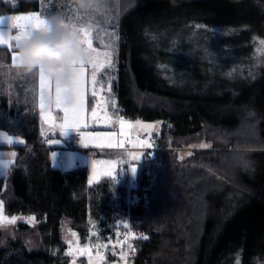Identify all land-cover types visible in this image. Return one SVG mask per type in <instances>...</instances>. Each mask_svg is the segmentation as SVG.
Instances as JSON below:
<instances>
[{"label":"trees","instance_id":"trees-1","mask_svg":"<svg viewBox=\"0 0 264 264\" xmlns=\"http://www.w3.org/2000/svg\"><path fill=\"white\" fill-rule=\"evenodd\" d=\"M31 11L94 22L99 46L102 26L115 27L104 36L117 38L113 67L100 72L110 109L161 125L134 179L124 163L116 174L129 177L90 184L87 167L54 164L35 78L11 69L12 50L0 45V129L24 139L0 176V198L7 214L37 218L15 225L14 237L0 227V264H69L63 219L82 240L92 229L115 239L127 209L147 236L132 264H264V0H103L100 11L0 0V15ZM199 143L210 147L179 156L178 147ZM22 231L38 233L37 244Z\"/></svg>","mask_w":264,"mask_h":264},{"label":"rangeland","instance_id":"rangeland-1","mask_svg":"<svg viewBox=\"0 0 264 264\" xmlns=\"http://www.w3.org/2000/svg\"><path fill=\"white\" fill-rule=\"evenodd\" d=\"M32 13H39L38 11H31V12H25V13H17L16 15H10L9 14H4V15H0V17L4 18V21L2 23H0V29L2 30H7L9 24L11 23L8 20V17H12V16H18V15H27V14H32ZM41 16L43 18L48 17L47 15H43L41 14ZM108 19V18H107ZM67 22V21H65ZM92 21H89V23H84L80 22L82 24H75V26L77 28L79 27H84L87 28L88 25H92L93 26V31H92V36L91 39L93 41V47L97 48V50L101 53L105 52V51H110L112 52L113 56L112 59L114 61L115 59V52L113 51V48L111 47L110 44H113L116 42L117 38L115 36H112L110 38V40L105 39V33L108 32L112 35H116V29L115 27L109 26L108 29L107 26L108 25H103L101 28V32L99 33V40L101 42V44H103V46H99L95 43V39H97V37L94 34V22L90 23ZM107 23H111L110 21H106ZM68 23V22H67ZM70 24H74V23H70ZM96 30H97V25L95 26ZM15 31V33L17 34V29H12L11 32L7 33L8 35H12L15 36L16 34H13V32ZM107 38V37H106ZM10 43L12 44V49H14V51H16L14 45H15V40L10 41ZM3 45V44H0ZM213 52V51H212ZM257 53H260L259 51H257ZM261 57V55L259 56ZM101 59H103V57H101ZM11 69H15L12 68ZM92 66L90 64H88L86 66V72H85V80H86V115L87 118L84 121H81V127L79 129H67L64 135L60 134V128L59 125L61 123H63V116L64 113L62 111V107L65 105H69V104H65L61 98V108H57L56 107V92H55V85L54 83L51 81L50 85L46 86V88L44 89V104H45V110H50L53 117L55 118V124L57 125L56 127H53L52 125H50L49 123H47L45 121V119H43L40 115L41 109L39 107V103H40V93H41V89H40V85H39V77H38V73L36 71H33L32 73H29L30 75H32L35 79H34V87H35V96H36V100H37V106H38V111H39V115L41 118V131L43 134L45 133H50L52 136L54 135L53 132H56L57 135H55L53 137V140H58V143H55L53 145H58L61 146L63 149V157H62V162H54V164L56 166H59L61 168H66L65 165L69 164V168L77 166V165H81V166H85L88 168V182L91 180L92 183L97 182L101 177L103 176H107L105 175V173L108 171V165L106 164H100V163H96L95 165L93 164V162H99V161H122L123 163H117L113 168L112 171L114 173H117L118 171H121L122 169H120L121 167L124 166V163H127V165L129 164V168L131 165H135V171L133 172L130 169V173H131V178L134 179L136 177V173H137V169L138 166L144 162V158H145V154H142L139 160H132L131 154H139V153H143L141 150L142 148L137 146V147H133V144H137V136L138 135H142L143 137L139 138L141 140H149L150 137L153 136L154 133H157L160 129V125H161V120H155V121H147V120H142V119H129L124 117V119L126 121H132L133 123L137 120L145 123V124H154L155 127L149 131H145L143 129H135L133 131H131V138L129 140V142L126 144V146L124 148H104V147H96V144L99 143L100 141L95 140V139H91L90 137L93 136L95 133H100V134H105L109 131H113L116 132L117 135H119L120 133V127L119 124L117 123H113L107 127L104 126L103 123H98L93 121L90 116H91V108L95 106L96 104V97H92L91 96V90H92V84H91V75H92ZM101 85L103 86L104 91L101 93V95H103L104 97H106L107 102H108V111L109 114L113 115V121L116 120L117 116H122V115H118L115 114L114 111L112 109H110L109 104L111 102H114V98L110 97L109 95V85L108 84H104L103 80L101 79L100 76V72L97 73V89H99L101 87ZM62 96V94H61ZM49 98L52 99L53 102H49ZM84 124H86L87 126H83ZM127 129H125V132L127 133ZM4 133L7 134V136H10L6 131L1 130L0 129V175H8L10 166L12 164V160L10 158V151H4L5 149V143L7 142V137L4 135ZM80 134L81 137L80 139L76 138L77 134ZM151 133V134H150ZM14 135L12 134L11 137L12 139H16L13 137ZM17 138H20L24 141V139L22 137H19V135H16ZM73 143L74 146L73 147H69V144ZM201 144H206V143H199L197 145L192 144V145H183L178 147V153L179 156L185 157L187 156L193 149L194 147H200ZM87 145V146H85ZM207 145H209L207 143ZM129 146L132 149H130V152H125V156L121 153V150L126 151V147ZM146 150V149H143ZM100 151H110V152H114L115 154L111 155V156H106V155H99L97 152ZM117 152H120L117 154ZM9 161H11V163H8ZM124 168H126V166H124ZM127 169V168H126ZM90 183V184H92ZM0 201H2V199L0 198ZM3 207V212L2 215L3 216H7L9 219L12 216H16L18 217L16 224H7V223H0V227L3 228L4 235L5 237H14V233L13 231V227L15 225H17L20 222H27V218L34 215V214H26V213H13V214H7L4 210V205H2ZM37 222V220H36ZM36 222L34 223H28L29 225H34ZM61 231H62V237L65 240V242L67 243V248H66V253H68V241L69 240H74V238L72 237L71 233L75 232L77 234V237L79 238V243L80 246L83 247L85 244H89V245H95L97 243L100 244H107L109 242V240H111L113 243L116 241L114 239L113 236H111L109 239H102L99 235V233L92 229L89 232L88 237L86 238V240H82L80 238V236L78 235L77 231L75 229H73L71 227V225L69 224V221L67 218L63 219L62 223H61ZM93 233H95V235H93ZM22 237L24 238L25 242L29 245V246H35L37 244V242L39 241V235L38 233L34 232H26V231H22L21 232ZM75 246V241L73 244V247ZM103 255H104V260L102 262H100V264H124V262L120 259L119 257V247L117 246V248L115 249V252L113 251V248L111 245H109L108 248L105 249H101L100 250ZM70 256V263L69 264H88V256L84 255L81 256L79 254H75V255H69ZM92 256L93 258H95L96 256V249L93 248L92 249ZM82 258H84L85 260H81ZM129 264H132V261L129 262Z\"/></svg>","mask_w":264,"mask_h":264},{"label":"snow or ice","instance_id":"snow-or-ice-1","mask_svg":"<svg viewBox=\"0 0 264 264\" xmlns=\"http://www.w3.org/2000/svg\"><path fill=\"white\" fill-rule=\"evenodd\" d=\"M8 20L11 22L7 28V30L0 29V44L7 45L9 49H12V44L10 41L12 40H20L22 38H25L28 36L33 30L38 29H45L47 27L46 20L41 16L40 13H32L27 15H18V16H12L8 17ZM4 21L3 17H0V23ZM70 24V23H68ZM74 27L75 24H70ZM77 28V27H76ZM12 29H17V34L15 36L8 35L7 33L11 32ZM77 30L80 32L81 35V43L85 45V47L89 50L90 56L88 57L87 61H73V75L71 77L70 86H71V92H72V102L69 105L61 106V94L64 91V89L57 87L55 89L56 92V107L61 108L64 113L63 116V123L59 125L60 128V134L64 135L67 129H79L81 125V121L86 120V80H85V72H86V66L90 64L92 66V75H91V84H92V90H91V96L96 97V104L94 107L91 108V116L90 118L98 123H103L105 127L117 123L120 127V133L117 135L116 132L109 131L105 134L95 133L93 136H91V139H95L100 141L96 144V147H104V148H124L126 144L129 142L131 136V131L135 129H143L145 131H149L155 127L154 124H145L139 120L135 121L134 123L132 121H126L123 116H117L116 120L113 121V115L109 114L108 111V102L106 97L101 95V93L104 91L103 86L99 89H97V73L101 72L105 68H111L113 67V59H112V52L105 51L103 53L99 52L97 48L93 47V41L91 39L93 26L88 25L87 28L79 27ZM261 44H264V40L260 41ZM16 51L12 52V58H11V67L16 68L17 66V60H16ZM103 57V59H101ZM39 77V85L41 89L40 93V103L39 107L41 109L40 115L47 123L52 125L53 127H56L55 124V118L53 117L50 110H45V104H44V89L46 86L50 85L51 80L44 75L43 72H37ZM108 91H111V87L109 85ZM112 107H115V104L113 102ZM83 126H87L84 124ZM125 129H127V133L125 132ZM43 134V133H42ZM151 134V133H150ZM4 135L7 137V143L12 144L14 141L11 136H7L6 133ZM137 144H133V147H143V148H152L153 144L151 140H141L139 137H137ZM51 144L58 143V140H50L48 141ZM15 143L23 144L24 141L22 139H17ZM87 146V145H85ZM201 148H207L210 147V145L207 144H201ZM143 153L139 154H129L131 155L132 160H139L141 155ZM11 155L15 157L16 153L12 152ZM191 155V153H189ZM53 158L55 157V153H52ZM8 163H11L9 161ZM96 163L100 164H106L108 165V171L105 173L108 177H111L114 179L115 174L112 171V168L117 163H123L122 161H99V162H93L95 165ZM130 169L134 172L135 171V165H131ZM89 183H92L90 180ZM3 201H0V223H7V224H16L18 217L12 216L10 219L7 216H3ZM36 216L32 215L27 218L28 223H34L36 222ZM125 228H128V224H124ZM74 240L68 241V255H75L79 254L81 256L87 255L88 256V264H100L104 260V255L100 251L101 249L108 248L109 245L112 246L113 251L115 252V249L117 246L120 247L119 251V257L122 261H124V264H127L129 253H134L135 248L131 243H128L131 239H147V236H140L136 237L135 233L128 232L124 235L123 240L117 239L114 243L109 240L107 244H100L97 243L95 245H89L85 244L83 247L80 246L79 238L77 237V234L75 232L71 233ZM95 235V233H93ZM117 237L120 236V233H116ZM75 241V246L73 247ZM127 245L128 251H125L123 246ZM96 249V256L93 258L92 256V249Z\"/></svg>","mask_w":264,"mask_h":264},{"label":"clouds","instance_id":"clouds-1","mask_svg":"<svg viewBox=\"0 0 264 264\" xmlns=\"http://www.w3.org/2000/svg\"><path fill=\"white\" fill-rule=\"evenodd\" d=\"M81 10L100 11L103 0H72ZM45 29L33 30L28 36L15 41L16 71L27 74L43 72L55 85L64 89L62 100L72 102L70 81L73 75V61H87L89 50L81 43L76 27L68 24L59 15L45 18ZM49 102H53L49 98Z\"/></svg>","mask_w":264,"mask_h":264},{"label":"built area","instance_id":"built-area-1","mask_svg":"<svg viewBox=\"0 0 264 264\" xmlns=\"http://www.w3.org/2000/svg\"><path fill=\"white\" fill-rule=\"evenodd\" d=\"M80 137H81V135L78 133L76 135V138L80 139ZM137 137L141 138L142 136L138 135ZM149 139L151 140V142L153 144V147L152 148H148V149L145 148V149L148 151L149 154H152L153 150L157 146L155 144V140L152 137H150ZM50 140H53V136L50 133H45L43 138H42V142L49 148L51 159L54 162H59L62 159V157H63V151H62L63 148L61 146L53 145V144L49 143L48 141H50ZM73 146H74L73 143L69 144V147H73ZM130 149H132V148L129 147V146L126 147L127 152H130ZM52 153H55V157L54 158L52 156ZM125 177H129V174H127L126 172H121V173L115 174V178L118 179V180H122ZM135 199H136V197H135ZM125 212L127 213L126 217L121 219V220H119V221H117V223H116L115 231H116V233L119 232L120 236L117 237V235L115 234V240H117V239L123 240L124 235L127 234L128 232L135 233L136 237L145 236L143 234H139L137 231L134 230V228H133V220L129 216V210L127 209V210H125ZM125 223L128 224V228L124 227ZM144 240L145 239H131V240L128 241V243H131L136 250H135L134 253H131V252L129 253L127 264H129V262H131L132 259L137 256V254H138V252H139ZM123 248H124L125 251H128L127 245H124Z\"/></svg>","mask_w":264,"mask_h":264},{"label":"crops","instance_id":"crops-1","mask_svg":"<svg viewBox=\"0 0 264 264\" xmlns=\"http://www.w3.org/2000/svg\"><path fill=\"white\" fill-rule=\"evenodd\" d=\"M17 13H10V15H16ZM13 34H16L15 33V31L13 32ZM7 46V45H6ZM12 50V52L14 51V49H11ZM40 122H41V118H40ZM1 130H3V129H1ZM5 131V130H4ZM7 132V131H6ZM10 136L12 135L11 133H9V132H7ZM50 133H52V132H50ZM53 134L54 135H57V133L56 132H53ZM14 136V138H16V139H13V143L12 144H8L7 142L5 143V149H4V151L6 150V151H10V158H11V160L13 161L14 160V157L11 155V153L12 152H15V153H17V147H19L20 145H22V144H18V143H15V141L17 140V139H20V138H17L16 137V135H18V134H13ZM19 137H21L20 135H19ZM142 148V147H141ZM143 149H145V148H142V150L141 151H143ZM62 162V159L59 161V163H61ZM69 164H66L65 165V167L66 168H62V169H69ZM72 168V167H71ZM0 176H3V175H0Z\"/></svg>","mask_w":264,"mask_h":264}]
</instances>
